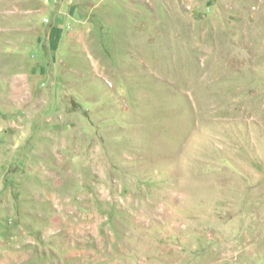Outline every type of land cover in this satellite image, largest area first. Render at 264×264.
<instances>
[{
	"label": "rangeland",
	"instance_id": "rangeland-1",
	"mask_svg": "<svg viewBox=\"0 0 264 264\" xmlns=\"http://www.w3.org/2000/svg\"><path fill=\"white\" fill-rule=\"evenodd\" d=\"M0 264H264V0H0Z\"/></svg>",
	"mask_w": 264,
	"mask_h": 264
},
{
	"label": "bare ground",
	"instance_id": "bare-ground-1",
	"mask_svg": "<svg viewBox=\"0 0 264 264\" xmlns=\"http://www.w3.org/2000/svg\"><path fill=\"white\" fill-rule=\"evenodd\" d=\"M54 40V39H53Z\"/></svg>",
	"mask_w": 264,
	"mask_h": 264
}]
</instances>
